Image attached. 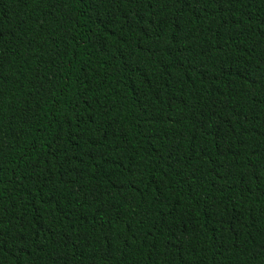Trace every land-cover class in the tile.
Returning a JSON list of instances; mask_svg holds the SVG:
<instances>
[{
    "label": "trees",
    "instance_id": "16d2710c",
    "mask_svg": "<svg viewBox=\"0 0 264 264\" xmlns=\"http://www.w3.org/2000/svg\"><path fill=\"white\" fill-rule=\"evenodd\" d=\"M0 264H264V0H0Z\"/></svg>",
    "mask_w": 264,
    "mask_h": 264
}]
</instances>
